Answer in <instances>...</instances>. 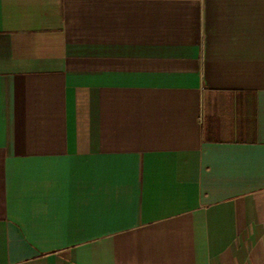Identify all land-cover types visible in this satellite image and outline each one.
Instances as JSON below:
<instances>
[{"label": "crops", "instance_id": "1", "mask_svg": "<svg viewBox=\"0 0 264 264\" xmlns=\"http://www.w3.org/2000/svg\"><path fill=\"white\" fill-rule=\"evenodd\" d=\"M0 264H264V0H0Z\"/></svg>", "mask_w": 264, "mask_h": 264}]
</instances>
